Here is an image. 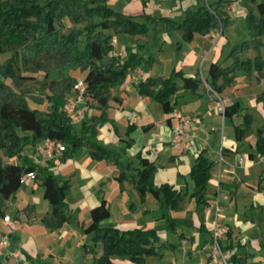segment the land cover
I'll use <instances>...</instances> for the list:
<instances>
[{"label": "crops", "instance_id": "crops-1", "mask_svg": "<svg viewBox=\"0 0 264 264\" xmlns=\"http://www.w3.org/2000/svg\"><path fill=\"white\" fill-rule=\"evenodd\" d=\"M112 1L108 0V4L110 5ZM120 1H123L120 12L128 16L146 14L155 18L179 19L186 9H196L217 0H144L145 5L142 0ZM221 1L224 2L221 11L228 18L223 35L220 30H216L205 36L196 34L190 42H181L179 33L169 37L161 30L162 23H152L149 25L148 33L153 32L149 40L151 43L148 44L149 53H144L147 52L146 45L140 36L112 37V50L109 56L115 58L118 64L124 63L128 55L135 52L143 58V63L140 67L129 69L124 80L111 88L113 100L109 101V108L103 113L105 121L97 129L95 138L87 137L90 141L110 150L108 159L100 161L92 159L88 148L85 147L75 151L64 162L58 159L49 160L34 149L29 156L22 153L24 156L21 154L12 161L3 158L6 163L22 164L21 166L35 163L48 167L58 181L69 183L70 189L65 202L66 214L71 217L69 223L54 230L45 225L43 220L51 212V206L43 199L44 191L40 182L26 174L21 185V188L25 187L22 192L25 203L17 205L19 208L14 212L19 189L4 206V216L19 223V230L10 233L3 218H0V236H4L5 241L9 238L20 240L27 227L40 224L42 228L39 232L44 234L47 231L52 235H58L56 245L73 234L76 238L73 252L79 255V239L85 241L86 238L90 243L85 245L93 246L91 236L84 233V229L91 223L89 212L105 200L110 217L102 226L115 227L119 230L138 228L156 231L162 247H158L156 255L147 258L144 264H207L206 248L210 242L214 204L218 199L221 209L218 222L226 229L222 246L230 254H235L232 264L264 262V181H262L264 157L258 156L255 152L257 138L259 135L264 136V131L260 134L258 132L260 129L264 130V79L255 71L247 73L239 70L234 73L233 82L221 93L227 102L225 106H235L238 110L228 117H224L223 111L217 107L204 87L205 80L210 79L208 72L210 65L217 63L226 68L233 64L231 50L249 41L246 39L249 36V28L241 30L239 22L241 19L249 20V13L257 18L258 12L255 4L248 3L242 7L243 0H231L235 4L228 7L227 1L230 0ZM254 25L251 23V28ZM231 26L234 36L230 38L227 33ZM243 37L244 40L238 43ZM138 46H142V50L137 51ZM151 52L157 53L154 55ZM257 54L251 47L239 57L252 60ZM149 57H152L153 61L146 64L145 61ZM203 69L205 73L202 72ZM74 71L73 68L63 74L65 77L82 80L85 73L77 70L79 73L77 77ZM174 72H181L186 77L199 78L202 82L196 91L180 89L171 100L173 112L164 114L156 101L138 94V84L147 78H168ZM239 75L242 76L241 83L237 80ZM218 84L221 85L222 81L220 80ZM178 85L182 86L180 81ZM255 87H258L256 89L258 92L254 91ZM74 95L75 91L71 89L65 100ZM44 104L43 111L47 107V104ZM95 105L89 95L85 104L80 105L85 108V122H89L92 116L101 115V111L95 108ZM29 106L41 110L38 105L32 106L29 103ZM178 116L192 118L193 122L183 141L174 144L172 141L174 130L180 122ZM246 117H249L250 122ZM68 118L74 132L79 133L80 122H75L73 116ZM132 125L134 129L126 135L127 127ZM236 128L246 131L238 138ZM127 140L132 141L128 147L125 144ZM200 154L214 163L205 193L207 203L205 206L190 197L195 192V187L189 178V172ZM137 155L156 167L152 179L155 187L167 184L183 195L178 209H171L149 193L141 198L131 178L122 182L118 180L121 172L127 176L135 175L133 170L140 167ZM128 163L132 164V169L127 168ZM115 210L116 218H113ZM27 237V240L22 241L24 246L32 241L30 235ZM24 246L17 249L12 248V245L8 249L4 246L0 251V264H8L10 260L7 259L12 254L18 255V259L12 260L18 264H49V260L45 259L47 257L51 258L52 262L57 261L60 264L71 259L62 248L57 251V256L55 249L42 253L37 248L27 251ZM83 246L81 248L83 264H92L93 259L102 253L101 244L94 247L95 257L89 253V248L84 249ZM10 251L15 253L10 254ZM3 259L6 261L3 262ZM112 262L134 264L118 258H114Z\"/></svg>", "mask_w": 264, "mask_h": 264}, {"label": "trees", "instance_id": "trees-1", "mask_svg": "<svg viewBox=\"0 0 264 264\" xmlns=\"http://www.w3.org/2000/svg\"><path fill=\"white\" fill-rule=\"evenodd\" d=\"M247 2L256 5L259 17L255 18L249 13V21L255 24L253 28H257V32L251 36V41L243 42L231 50L230 56L234 59L231 66L223 68L217 63L210 65V79L205 80V83L218 96L233 82L236 71H255L264 79V60L259 54L252 60L239 57L251 47L258 52L264 45L261 40L264 35V0ZM142 3L145 5L144 0ZM223 4V1L217 0L196 9L188 8L181 18L175 19L155 18L146 14L128 16L115 11L108 0H0V55L7 54L6 60L0 64V218L5 215V203L21 188L23 176L32 174L33 180L39 181L43 188V199L51 206V212L43 223L54 230L71 221V217L66 214L65 202L69 183L58 181L48 167L35 163L21 166L6 163L3 158H19L25 146H35L46 139L65 146V151L58 158L61 162L83 147L88 148L94 160L109 158V149L87 137L95 138L97 129L105 121L103 113L109 108V101L113 100L111 88L124 80L129 69L140 67L143 63L138 52L130 53L122 64L110 57L113 36H146L150 31L149 25L158 22L162 23L161 30L167 36L179 33L181 42H190L196 34L205 36L216 30H220L223 35L228 24V18L221 11ZM140 50L142 46L137 47V51ZM152 61L153 58L149 57L145 63L150 64ZM73 68L85 73L82 81L86 94L92 97L95 108L101 111L99 117L92 116L89 122H85L84 117L80 122L79 133L74 132L70 119L63 111L65 97L78 81L74 77H65L63 73ZM53 72H57L58 79L52 78ZM40 73L43 78L39 82L34 75ZM220 80L221 85L218 84ZM28 82H37L43 93L48 92L40 102L47 104L45 111L29 106L28 97L22 90V86ZM201 82L199 78L174 72L168 78H147L138 84V94L156 101L164 114H171L173 96L180 89L196 91ZM236 112L235 106H225L223 109L224 117ZM246 119L250 122L249 117ZM246 126L248 128L249 124ZM133 129V125L128 126L126 135ZM244 131L246 129L236 128V136L239 138ZM262 131L260 129L259 134ZM131 143V140H127L126 147ZM255 152L264 157V136L259 135L257 138ZM136 159L140 167L133 170L135 175L127 176L121 172L118 180L122 182L131 178L141 198L149 193L171 209H178L183 195L167 184L155 187L152 179L156 167L140 155ZM213 165L200 154L189 172L195 187L190 197L203 206L207 205L205 193ZM130 167L132 169V164L128 163L127 168ZM89 216L91 223L84 233L91 236L93 246L84 245L83 248H89L93 257L97 244H101L102 249L101 255L94 258L92 264H115L112 262L114 258L144 264L147 258L156 255L158 247H162L155 230H119L102 226L110 217L105 200L91 209ZM234 260L235 254H230V264Z\"/></svg>", "mask_w": 264, "mask_h": 264}, {"label": "rangeland", "instance_id": "rangeland-1", "mask_svg": "<svg viewBox=\"0 0 264 264\" xmlns=\"http://www.w3.org/2000/svg\"><path fill=\"white\" fill-rule=\"evenodd\" d=\"M239 1V0H238ZM122 2L123 1H120V0H113L112 2H111V4H110V6L115 10V11H118V12H120V11H122ZM227 5H226V7H228V6H230V5H234L235 3H233V1H227ZM226 4V3H225ZM248 5V2H247V0H243V4H242V7H243V5ZM225 7V6H224ZM241 8V7H240ZM256 17L258 18L259 17V14L258 13H256ZM66 22L68 23V24H70L67 20H66ZM239 25H240V29L241 30H246V29H248L249 28V36H247V40H249V41H251V36L254 34V32H257V28H251V23L249 22V20H247V21H244V20H240V22H239ZM232 27L233 26H231V28L229 29V32L227 33L228 35H229V37L231 38V37H233L234 36V34L232 33V31H231V29H232ZM250 28H251V30H250ZM254 31V32H253ZM152 32V31H151ZM151 32H150V34H148V35H146V36H140L142 39H143V44H145L146 46H145V48H146V51L147 52H144V53H149L150 52V48L148 47L149 45L148 44H150L151 42H149V40L152 38V34H151ZM153 33V32H152ZM217 33H218V31H217ZM261 38H262V41H264V35H262L261 36ZM234 39V38H233ZM244 40V37L243 38H241L240 40H239V42L238 43H240V42H242ZM235 41V40H234ZM260 50H258V54L261 56V58H262V60H264V45H261V47L259 48ZM167 50V49H166ZM167 52V51H166ZM151 53H153L154 55H156V53L157 52H151ZM146 56L148 57L149 56V54H146ZM167 56V55H166ZM6 58H7V54H2V55H0V64L1 63H3L5 60H6ZM202 72L203 73H205V69H203L202 70ZM73 73H75V75L77 76V77H79V73L77 72V69H75V71L73 72ZM35 76V78H36V80H38L39 82L42 80V78H43V74L42 73H40V74H36V75H34ZM52 78H58V75H57V73L56 72H54L53 74H52ZM242 79V76L241 75H239L238 76V83H241V80ZM204 87L206 88V90H207V92H209V95H211L212 96V98H213V100L217 103V101H218V99H217V96L216 95H214L211 91H210V89H209V87L207 86V85H205L204 84ZM256 89H258V87H255L254 88V91L255 92H258V90H256ZM22 90L26 93V95H27V97H28V100H29V103L33 106V104H35V105H38V107L39 108H41V110L42 109H44L45 107V102H43L42 104H40V102H42L44 99H43V96H44V93H43V91H42V89L40 88V86L37 84V82L36 83H33V82H28V83H26V84H24L23 86H22ZM45 94H48V92H45ZM220 99L221 100H223L224 102H223V106H225L226 105V101L224 100V97H222L221 95H220ZM218 107V106H217ZM219 109H221V106L220 107H218ZM192 119V118H191ZM19 134L20 135H23L22 133H20L19 132ZM33 149H34V146H32V145H27V146H25V148H24V151H23V154H25L26 156L28 155L29 156V153L31 152L32 153V151H33ZM35 150V149H34ZM22 154V156H24ZM39 154V153H38ZM10 161H12V159H10ZM22 165V164H21ZM24 190H25V187L23 186L22 188H20V190L17 192V194H16V197H17V204L15 205V209H14V212L16 211V209H18L19 208V206H21V203H25V199L22 197L23 195H22V192H24ZM111 191V190H110ZM110 191H108V193L110 192ZM30 196V195H29ZM110 198V197H109ZM24 201V202H23ZM113 202V201H112ZM17 205H19V206H17ZM23 205V204H22ZM13 211V210H12ZM114 211V210H113ZM14 212H10V213H14ZM117 211L115 210V212H113L114 214H113V218H116V213ZM19 224V223H18ZM20 225V224H19ZM40 228H42V226L40 227V224H37V225H33V226H31V227H27L26 228V230H25V234H24V236H21V238H20V240H13V239H11V238H9L8 239V241H5L4 242V246L8 249V248H10V246L12 245V248L14 247V248H21L22 246H24L23 245V242L25 241V239L26 238H28L27 237V235H30L31 236V239H32V241L27 245V246H24L25 247V249L27 250V251H33V249L34 248H37V250H39L40 252H42V251H49V250H51V249H55V255H57V251L60 249V248H62L63 249V251L65 250L66 251V255H69L68 257H70L71 259H69V262L68 261H66L65 263H63V264H83L82 263V260H81V258H82V253H81V248H82V246L83 245H85V244H87V243H90V241H87V239L85 238V241L84 240H80L79 239V241H80V245H79V249H78V251L80 252H78L79 253V255H77V254H74V248H75V246H76V238H75V236L73 235V234H71V235H69L68 237H66L64 240H61L60 242H59V244H57L56 245V236H58V235H52V233H48L47 231H45L44 232V234H43V232H39V229ZM23 233V232H22ZM4 237V236H3ZM82 237L84 238V235H82ZM81 238V237H80ZM24 240V241H23ZM27 240V239H26ZM23 241V242H22ZM34 244H35V246H34ZM37 246V247H36ZM9 251V250H8ZM10 254H12V253H15V251H10L9 252ZM18 253V252H17ZM43 253V252H42ZM65 253L63 252V255H64ZM7 255V254H6ZM5 256V255H4ZM58 256V255H57ZM45 259H47V260H49V264H60V263H58L57 261L56 262H52V260H50L49 259V257H47V258H45ZM7 260H10V262L8 263V264H18V263H16V262H14V261H12L13 260V258L12 257H10V258H8ZM6 261V259H3V262H5ZM51 261V262H50ZM81 261V263H79ZM62 264V263H61Z\"/></svg>", "mask_w": 264, "mask_h": 264}, {"label": "built area", "instance_id": "built-area-1", "mask_svg": "<svg viewBox=\"0 0 264 264\" xmlns=\"http://www.w3.org/2000/svg\"><path fill=\"white\" fill-rule=\"evenodd\" d=\"M73 89L75 91V95L65 100L63 111L67 117L73 116L74 121L78 123L81 122L85 117V108L80 107V105L85 104L88 94H86L85 85L82 80L77 81ZM211 92L216 95L213 91ZM216 96L218 99L216 105L218 107L221 106V110L223 111L225 107L223 106L224 101L220 99V96ZM178 119L180 122L174 130V136L172 140L174 144H179L183 141L184 135L193 122L192 119L182 116H178ZM34 149L37 153L51 160L60 158L65 151V146L60 142L46 139L36 144L34 146ZM29 177L33 179L32 174H29ZM24 180L25 179L22 178L21 183H23ZM220 210L221 209L217 199L214 204V219L211 225L210 242L206 248L207 264H230V253L224 250L222 247V240L226 235V229L218 222V214ZM3 222L10 233H14L19 230V224L14 219L8 216H4ZM4 242L5 237L0 236V251H2L4 248ZM11 257L14 259H18L17 254H12ZM261 264H264V262H262Z\"/></svg>", "mask_w": 264, "mask_h": 264}]
</instances>
